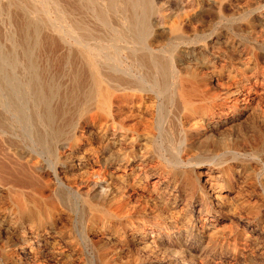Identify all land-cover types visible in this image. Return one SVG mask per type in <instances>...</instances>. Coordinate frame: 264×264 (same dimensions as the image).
<instances>
[{
  "label": "bare ground",
  "instance_id": "1",
  "mask_svg": "<svg viewBox=\"0 0 264 264\" xmlns=\"http://www.w3.org/2000/svg\"><path fill=\"white\" fill-rule=\"evenodd\" d=\"M48 1L54 7H57V11L59 10L58 14L61 16L63 37L60 38H65L69 43L73 45L75 43L81 47L83 53L78 50L82 53V57L84 56L86 65L91 70H89L91 72V82L85 80L82 83H91L87 92L85 91L91 105L88 103L90 106L86 107L85 111H83L82 117L92 127L89 129L84 127L79 128L74 132V135L72 134V137L67 138L66 141L63 138V142L59 139L61 142L57 143L59 141H56V147H52V149L56 148V152L63 150L65 159L70 160L72 163H77L79 169L85 171L93 179L91 182L92 195L90 200L88 199V202L85 204L86 214L83 218L81 239L83 245L94 250L98 254V259L102 264H110L111 260L115 262L114 264H118L116 256H121L122 252H128L132 260L130 259L131 261L127 260L119 264H134L133 262L139 259L140 252L143 249L145 251V249L150 250L152 248V242L148 239V232L151 230L156 236L155 243L153 244H156L159 248H163L175 236L179 237L182 234L192 233L205 240V247L203 246L198 251V256L202 257L201 259L203 257L204 259H206L205 257L208 258L207 252H212L217 247L221 248L224 245L236 257L245 255L243 253L245 248L243 249L240 243H232L231 245L229 238L234 235L232 236V233H227L223 223L226 218L225 216H228L226 213L230 212L232 214L231 211H236L235 205H231L233 199L231 193L235 190L238 181L241 182L240 178H246L244 174L247 168L243 164L244 160L241 163L237 162V166L224 164L220 161L216 163L214 160L217 167L209 168L207 171L201 170L200 164L202 162L197 161L196 163H192L194 166L192 174H187L184 167H186V164H191L189 159L191 157L189 156L191 155L189 154L190 151L185 146L184 148L187 151V153L185 152L186 156L182 155L175 158L176 155L174 156L170 150L167 135L169 129L167 127L173 103L176 106L175 122L177 124L183 125L187 121L185 119L194 118L196 123L211 124V129L215 127L212 124V120L216 116L215 108L225 109L226 107L237 106L241 102L247 105H250L254 101H257L260 105L263 104L264 98L259 96V92L255 87L256 85L248 90H245V87L250 75L255 76L257 79L260 78L264 82V65L260 67L257 60L249 56L246 47L242 43L216 37L215 42L219 43V46L223 44L224 50L222 53L229 54V57L234 55L240 57L238 62L234 63L227 72L231 83L229 82L230 85L226 88L225 93H223L224 96L220 98L218 95H214L213 91V88L219 85L218 77L223 76L225 73L224 64H221L222 60L220 56L209 52L207 44L191 43V38L188 34H183L182 30L179 32L178 27L174 25H168V14H157L155 12V15H152L150 5L156 0H121L124 6L122 9H132L134 11H132L133 15L129 16L128 14L127 16L129 17H122L123 25L128 27L125 26L127 30L129 29L128 34H108V37H100L98 33L97 37H94L95 34L93 32V36H86L87 34L85 35V32H83L85 28L89 32L92 29L85 27L81 21L69 24L68 19L70 17L68 19L67 17L72 11L70 10V6L72 5H69V0ZM92 1L94 2V0ZM114 1L108 0L106 8L112 9V5L117 3H114ZM189 1H177L173 7L177 11V8H179L180 11L187 12L184 8H188L189 3L190 6L193 5L196 0H193V3ZM245 1L248 2V0ZM254 1L258 3L259 0ZM217 2H220V0ZM217 2L214 3L217 4ZM75 3L78 2L75 1ZM89 3L87 6L90 5ZM239 3L240 6L245 4V2L243 4H241L242 2ZM249 3L250 1L246 4ZM89 7L91 8L92 5ZM75 8H73L72 13ZM80 8H78V10L80 9L79 11L83 10L82 8L84 7ZM125 9L122 11H125ZM69 11L70 13H68ZM76 11L74 12L75 15ZM100 13L98 14L99 21L103 25L104 23L107 24L105 17L101 16ZM20 14L18 16H21ZM254 15L256 17H254L255 20L257 19V21L264 23V11H256ZM15 19L19 21L17 17ZM85 25L87 26V24ZM250 27L249 25L248 28ZM123 30L125 29L123 28ZM19 33L18 35L20 36L21 34ZM55 35L45 33L40 40L37 38L40 41L39 54L41 56L54 46L56 48L58 44L62 46V43H59L61 41ZM69 36L70 40L68 39ZM16 41L19 40L17 39ZM174 43L179 44V47L181 43H184V50L179 47L175 48ZM15 48L16 50L12 51L11 55L7 54L4 57L0 55V100L6 104L9 112L18 121L22 120L24 114L25 107L22 102L29 103L32 101L33 106L29 109V124L31 129L29 131H31V135H29V141L27 140V142L10 135L9 118L7 119L0 112L1 258L4 264H51L48 260L49 257H47L50 249L55 245H60L65 238L67 239L65 242H68L67 244L70 246L67 257L73 258L79 252L78 246L73 244L74 236L72 234L74 233L72 231V234L69 233L68 229L71 224L72 215L69 213V209L66 208L64 200L57 195V190L54 188L56 186L53 187L52 185L49 170L43 164L39 165L37 159L47 151L44 152L43 150L45 148L44 141L46 140L44 138V127L46 125L49 126L48 124L50 126L54 124L62 109L60 110L61 107H59L61 105L52 107L53 101L50 104L51 98L55 94L52 95L51 80L48 81L46 79L47 76L44 77L43 75L44 65V67L39 65L37 66L38 68L35 65L30 66L33 76L30 77L28 82H20L21 85L17 84L14 76H12V72H15L13 70L15 67L13 68L12 66L15 65L13 61L16 55L19 56L17 52L21 51L18 50L17 46ZM0 52L2 54V51ZM222 56L224 55L222 54ZM226 57L228 56L225 55ZM84 76L82 78H85ZM79 83H81L80 80ZM80 87L79 85L75 90L79 91ZM14 90L16 91V95L18 92L17 96L20 99H17L20 101V106L15 104L17 99L15 101V98L12 96ZM24 90L29 92L28 98L22 94ZM73 91H70V94L68 93L72 99L76 95ZM25 93L28 94L27 92ZM68 97H65L66 100H68ZM227 100L230 102V105L226 104L225 101ZM54 104L56 103L54 102ZM127 108H131L134 111L133 116H135V121L132 124L125 123L124 118L122 119L124 122H121V119V121L118 119V122L116 119L117 114L125 111ZM90 109L95 111L93 116L91 115L92 118L89 116ZM146 113L150 114L151 117L145 118ZM113 124H117L121 130L124 129L125 133H133L135 136L134 141L138 142L141 140L142 142L140 141V143L146 145V147L151 142H154L157 137L163 136V140L167 138L168 144L165 145V141H163L164 146L161 147L163 150V153L161 152L162 154L160 155L161 160H157L153 154H150L151 152H147L150 148L145 147L146 150L148 149L147 151L139 148L135 152H132L135 149L133 147V150H129V152L127 149L125 151L124 146L122 147L123 149L117 147L118 142L112 140V137L109 138ZM61 134L63 135V133ZM85 139L87 142H84ZM52 143L54 144V141ZM75 163L72 166H75ZM143 168L144 170L150 168V173L146 178H143V175L139 173ZM58 175L54 178L59 180ZM154 177L157 178L155 182L151 181V178ZM75 181L77 180L75 179ZM71 183L66 184V189L73 193L75 197L84 201V195L81 191L76 190L73 192V190H70L72 189ZM241 185L243 187V184ZM151 186H153L152 192L159 194L155 198H153V194L149 191ZM241 190L243 192L239 191V193H247V190L244 188ZM241 193L240 195H242ZM84 194L86 195V193ZM250 195H242L243 201L241 200V206H243V211L246 210L245 212L247 213L245 214L248 217L250 214L252 215L253 220L251 223L255 227H262L261 211H253L252 197ZM153 200L157 201L153 203ZM227 203L230 204L227 205ZM153 204L155 205L153 206ZM246 216L241 215L242 218H247ZM238 236L242 242L246 243L251 234L247 231H242L238 233ZM233 238L235 239V237ZM21 248L23 249V253L20 254ZM100 262L97 261V263Z\"/></svg>",
  "mask_w": 264,
  "mask_h": 264
},
{
  "label": "rangeland",
  "instance_id": "2",
  "mask_svg": "<svg viewBox=\"0 0 264 264\" xmlns=\"http://www.w3.org/2000/svg\"><path fill=\"white\" fill-rule=\"evenodd\" d=\"M75 1L80 4L75 3ZM177 1H180V0L153 1L150 5L151 14L155 15V12L157 14L159 13H162V14L165 13V15L168 14L169 15L168 16L169 18L167 17L168 25L170 24L171 26L174 25L178 27L179 32L182 30L181 32L183 34H186V35L188 34V36L191 38V43L197 42L200 44H207L209 46L208 47L209 52H212L220 56L222 60L221 64H224L225 73L223 74V76L218 77L219 85H216L213 88L214 90L212 89L215 93V94L213 93L214 95H218V97L220 98L224 96L223 93H225L226 88L230 85L229 82L231 83V81L228 78L227 72L232 67V65L234 63H237L238 59H240V57L238 56L234 55L232 57H229V54H226V53L224 54V52L222 53V51L224 50V47H222L223 44L222 45L220 44L219 46V43L215 42L216 37H220L223 40L224 39L234 40L239 43H242L246 47L249 56L252 58H255L258 64H260L259 66L263 67L264 65L263 64L264 63V41H263L264 40V23L257 21V19L255 20L254 14L256 11H264V0H259L258 1L259 4L257 3V1L248 0V2L250 1L249 3L250 6L249 4H246L248 2L245 0H238V1L237 0L235 1L234 0H220V2H217L219 0H216V1L215 0L214 1L213 0L212 1L196 0L198 2L194 0L196 3L193 0L192 1L187 0L192 3L194 2L193 5L190 6V3H189L188 8L186 9L184 8V10H187V12L183 11L182 9H181L182 11H180L179 8H177L178 9L177 11L176 8L173 7L174 3H177ZM72 2H74L75 5ZM214 2L215 3L217 2V4H215ZM239 2H242L241 4L245 2L246 5L243 4L244 6L241 5L242 6L241 7L239 5L240 4ZM88 3L92 5L91 8L89 7L90 5L87 6ZM114 3L115 4H113L114 6L112 5V9H111V8H106V5L108 4V0H94V2L92 0H69V5L70 4L72 5L70 6V10L73 11V8L76 7L74 9V12L76 10L79 11L81 9L80 7H84V8L86 7L85 9L82 8L83 9L81 10L82 12L76 11V15L74 12L72 13L71 11V13L74 14L72 15L69 11L68 13H70L72 16L71 17L70 14H68L69 16L67 17V19L70 17L68 19L69 24H71L72 22L81 21V23L85 27H87L88 29H92L90 33L89 30L87 31L85 28L83 32H85V35L87 34L86 36L88 35L93 36L92 35L93 33L95 34L94 37H97V33H98V36L100 37L101 36L108 37V34L113 35L117 33L126 35L128 34L129 29L127 30L128 27L126 25H123L124 22L122 20L123 19L122 17H129L134 11L132 9L131 10L128 9L129 11L125 8L122 9V7L124 6L121 3V0H115ZM219 3L221 4L223 3V5L221 4L219 5ZM77 6L78 8H80L79 10ZM193 6L194 8H192ZM56 8L57 7L56 6L54 7L48 0H0V28H1L0 29V51H2V54L0 52V55H2L3 57L7 56V54L11 55V52L16 50L15 48L16 46L18 47V50L21 51V52H17L19 53V56L21 57L16 55L15 60L13 61L15 65L12 63V65H14L12 67L17 68V69L15 68L13 69L15 72H12V76H14V80L17 81V84H20V85H21L20 82H26V81L28 82L30 80V77L33 76L30 66L35 65L37 67L41 65L42 67L44 65L45 68L44 70L42 69L43 75L44 77L47 76L46 79L48 81L51 80L50 83L52 86V95L55 94V96H52L50 104H52V101H53V104L54 102L56 104L54 105L52 104L51 105L52 107H56V105L57 106L61 105L59 107H61L60 110L62 109V111H60L61 117L59 114V117H57V119L54 121V124H51V126L50 124H48L49 126L46 125L44 127L45 129L44 138L46 140L44 139L45 148L43 150L44 152L46 150L47 151L46 153H43V156L37 159H38L39 165L43 164V166L44 167L46 166V168L49 170L50 178L53 183L52 185L53 187L56 186L54 188L57 190L56 191L57 195L60 196L64 200L66 208L69 209V213L72 215V216L70 215L71 224L68 229H69V233H71V231L72 233H74V234L71 233L72 236H74V241H75V242L73 241V244L78 246L79 252L76 255H74L73 258L69 257L70 258L69 259L67 257L68 256L67 254H68V250L70 246H68L67 244L68 242H65L67 239L64 237L65 239L62 240L60 245H55L52 247V249H50V252L48 253V256H47L49 257L48 260L51 264H72L73 262H74L73 264H83V263L84 264H100V263L102 264V262H100V260L98 259V254L95 253V251L92 250L91 248L84 246L81 240L82 232H83V218H84V215L86 214L85 204L88 202V199L90 200V197L92 195L91 182L93 181V179L92 177L90 178V176L85 171L79 169V166H77V163L73 162L75 163L74 164L75 166H72L73 163L70 160L65 159L66 157L63 154V150L61 151L59 150L58 152H56L55 151L56 148L52 149V147L56 145L55 143L56 141H59L57 143H60L63 138H64L63 140L66 141L67 138L72 137V134L74 135V132L77 129L83 128V127L89 129L92 127V125L88 122H85L84 118L82 117L83 111H85L86 107L91 105L86 95V92L91 85L90 83L91 82V79H90L91 72H89L90 68L87 67L88 65H86L87 63L85 62L84 56L82 57L83 51L81 47H79L75 43L74 45L72 43H69L65 38H64L65 40L61 39L63 37L62 36L63 28H61L62 21H61V16L58 14L59 10L57 11ZM169 8H174L176 11L174 9H169ZM124 9L125 11H122ZM18 13L19 14L21 13L20 14L21 16H18L19 15ZM99 13L101 16L105 17V21L107 22V24L104 23L103 25V23L99 21V18H98ZM128 14L129 16H127ZM177 16L178 18H176ZM15 17H17L19 21L15 19ZM108 22L110 25L108 24ZM85 24H87V26ZM89 24L90 26L88 27ZM19 25L21 29L19 28ZM91 25L93 26V28ZM249 25L251 26L250 28H248ZM111 26H114V27H111ZM96 27H99L100 29ZM114 28H118V29H114ZM123 28L125 30H123ZM120 30L121 31L123 30L122 33ZM16 32H18L21 35L19 36L18 33L16 34ZM45 33L50 34V35L56 34L55 35L56 38H58L59 41H61L59 43H62L61 44L62 46H60V44H58L57 46L59 48L61 47L60 48L61 50L57 47L55 48L54 46L53 48H51L52 51L48 50L49 52L47 51L48 53L46 52L42 56L39 54L40 53L39 52L40 51V48H39L40 41L39 40L43 35H45ZM18 37H21V38H18ZM213 38L214 40H212ZM17 39L19 41H16ZM68 39L70 40V36L68 37ZM184 43H181L180 45L183 47ZM208 43H211V44H208ZM174 45L173 46L175 48L179 47V44L174 43ZM181 46L179 48L184 50L185 47L182 48ZM217 51L218 52L220 51L221 55H220V52L218 54ZM222 54L224 56H222ZM225 55L228 56L229 58L228 57L225 58ZM79 57H82V58H79ZM41 63H45V64H41ZM83 66L84 67L86 66V67L84 68ZM86 70L89 73H87ZM86 75L88 76L86 77ZM83 76L85 78H82ZM79 80L81 81V83H79ZM85 80L90 81V82H85L84 84L86 85L82 86L84 85L82 83ZM79 85L81 86L79 88V91L75 90L76 88L79 87ZM254 85H256L255 87L259 92V96L264 98V82H262L260 78L257 79L255 76L250 75L249 80L246 83L245 90L252 88ZM70 91L71 92L73 91L74 94H76L74 95V98L76 99L74 98L72 99L71 95H69ZM25 92H27L28 94H26ZM12 94H13L12 96L15 98V101H16V99L19 98L17 96L18 92L16 95V91L14 90ZM22 94L26 95L25 96L26 98L29 97V96L27 97V95H29V92L27 90L26 91L24 90ZM65 97H68L67 98L68 100H66ZM19 99H17V102H15L17 106L18 105L20 106ZM227 101H225L226 104H229L230 102L229 101L227 102ZM24 103L25 102H22L23 106L25 107L24 112H23L24 119L22 118L21 121H18L16 118H14V115L11 112H9V109L6 107V104H4L2 100H0V112L3 113L7 117V119L9 118L8 126H9V129L11 128L10 135H12L13 137L17 139H20L21 141L27 142V140L29 141V135H31V131H29L30 129V124H29L30 123V120H29L30 110L29 109L33 106V104H32V101L29 102L31 104L27 102L24 105ZM88 103L90 105H88ZM74 106H77V107H74ZM172 108L173 109L175 108V110H173ZM172 110H173V113H172ZM215 110H216V116L212 120L213 126L215 125L213 129H211L212 128V126H210L211 124L208 125L205 123L204 124L196 123V121H194V118L185 119L187 121H185V123L181 125L175 122L176 121L175 120L176 106L173 103L171 107V113L168 119V127H167L170 131L169 130L167 131L166 128L165 130L167 131L168 140L170 144V150L174 154V156L176 155L175 158L178 156H182V155L186 156L187 151L185 150V148H187L190 151V153L189 151L188 153L191 154L189 155L191 156L189 158L191 164H186L185 165L186 167H184V170L187 174H192L193 169H194L193 168L194 166L192 165V163H196L197 161L202 162L200 164V166L202 167L201 170L207 171L209 168L212 169V168L217 167L215 164V161L216 163L220 161V162H223L224 164L237 166V162L241 163V161L244 160L243 161L244 163L243 162L242 163L247 168V171L244 174V177L246 178H243V177L240 178L241 182L238 181L235 190L231 193V197L233 198L231 205L233 204L235 205L234 207H236V211H231L232 214H230V212L227 211L229 213H226V214H228L229 217L226 215L225 216L226 218L224 219L223 223L225 225L227 233L229 234L232 233V236L234 235L233 237H235V239L233 237L229 238L230 239L229 242L231 243V245L232 243L233 244L240 243V246L243 249L245 248L243 250V253L245 255L241 257H236V255H234L232 251L227 246L224 245L225 247L224 246H222L221 248L217 247L216 248L217 250L215 249L212 252L211 251L207 252L208 258L205 257L206 259H204L203 257L204 259L203 260L201 259L202 257L198 256V251H200L203 248V246L205 247V240L203 238L193 235L192 233H186V234H182L179 237L178 236L173 237L171 241L166 243L167 245H165L163 248H159L156 244H153L155 243L156 236H155V233H152V231L150 230L148 232V239L150 242H152L151 243L152 248L150 250L145 249V251L143 249L142 252H140L139 259L133 262L134 264H264V103L260 105L257 101H254L250 105H247L241 102V103H238L237 106L226 107L225 109L215 108ZM89 111H90L89 116L90 118H92L95 111H93V109L92 110L90 109ZM92 111L93 113H91ZM133 115H134V111H132L131 108H127L125 109V111H121V113H118L116 116V119L117 121L118 119L119 121H121L124 118L123 120L125 121V123L127 122L128 124L129 123L132 124L135 121V116ZM131 116L134 118H132ZM149 116L151 117L150 114L146 113V116L144 117L148 118ZM123 120L121 122H124ZM115 125L113 124V126H111L112 128H111V133L109 135V138L112 137V140H115L118 142L117 147L122 148L124 146L125 151L126 149L127 151L129 150L131 151L133 150V147H134L135 149L132 152H135L139 148H141L144 151L148 150V149L146 150V148H150L147 152L149 153L151 152L150 154H153L155 158H157V160H161L160 155L163 153V150L161 149V147L164 146L163 141H165V145L168 144V142L166 141L167 138L163 140L164 138L163 136H162L163 138L157 137L154 142H151L148 145V147H146V145L140 143L141 140L138 141L139 143L137 141H134L135 136L133 135V133H130V132L125 133L124 129L121 130L118 125H117L118 127ZM61 133H63V135ZM52 141H54V144L52 143ZM84 142H87V140L85 139ZM132 144H134L135 146ZM182 149L183 151L184 150L185 151L183 152ZM139 173L143 175L142 176L143 178H146L148 177V174L150 173V168L145 169V170L143 168L141 172L139 171ZM56 175L59 176L60 178L59 180L57 178H54L56 177ZM67 177L68 178L70 177V178L68 179ZM247 178H248V182H247ZM75 179L77 181H75ZM156 179H157L156 177L151 178V181L155 182ZM68 181L69 183L72 182L71 183L72 189L70 190H73V192L76 190L81 191V193L84 195L83 196L84 201L78 199L77 197H75L73 193H71L68 189H66V184H69ZM241 184H243V187ZM152 188L153 186L150 187L149 191H151V193L153 194V198H155L156 195L158 196L159 194H156V192L153 193ZM239 188L241 189L244 188L245 190H247V193H241L243 191ZM239 191H241L240 193L243 196L246 194L248 195L251 194L250 197H252L251 202L253 204L252 205L253 211H259V212L261 211L260 212L261 218L263 220L262 227H255V225L251 223V221L253 220L252 215L250 214V216L248 217V215L245 214L247 213L245 212L246 210L243 211V206H241V203H242L241 200L243 201V196L240 195ZM84 193H86V195ZM156 201L157 200H155L153 203H155ZM228 204L230 203H227V205ZM154 205L155 204H153V206ZM221 206H224V205H221ZM238 208H239V211H238ZM241 215L242 216L247 215L246 216L247 218H242ZM246 220H249L250 222ZM242 231H247L249 232V234H251V237L247 239L246 243L242 242L241 238L238 236V233L239 232L241 233ZM242 243L244 244L245 247L243 246ZM154 245L157 247V249ZM19 253L20 254L23 253L22 248L20 249ZM122 253L123 254H121V256L115 255L117 258L116 261L118 264L126 262L127 260H130V259L132 260L131 255L128 252L126 253L122 252ZM1 255H2V248L0 245V264H4L2 262ZM97 261L100 263H97ZM112 263L114 264L115 262L111 260L110 264Z\"/></svg>",
  "mask_w": 264,
  "mask_h": 264
}]
</instances>
